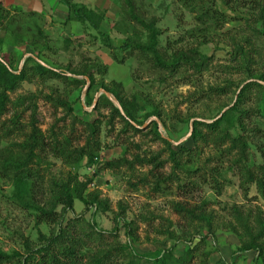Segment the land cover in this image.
Here are the masks:
<instances>
[{"label":"rangeland","instance_id":"374dc122","mask_svg":"<svg viewBox=\"0 0 264 264\" xmlns=\"http://www.w3.org/2000/svg\"><path fill=\"white\" fill-rule=\"evenodd\" d=\"M40 1L42 9L16 1L3 4L9 14L0 27V39L13 67H25L30 72L32 63H24L25 59L39 53L58 71L68 64L94 61L106 64L107 70L95 74L90 90L89 79L82 85L35 74L9 91L7 111L2 116L8 130L0 135V147L17 158L29 157L27 165L36 173L35 201L28 208L15 203L12 181L0 174V246L8 252L23 251L26 237L36 241L38 230L55 232L57 223L37 222L36 206L49 205L62 183L72 186L74 181H81L87 183L84 195H98L108 206L106 211L94 206L87 211L81 201L75 200L74 210L65 214V219L74 217L82 228L94 214L105 232L101 239L91 242L92 251L104 240L105 247L116 246L118 257L124 258L126 253L120 245L131 241L139 253L170 249L175 258L187 257V264H254L255 252H238L237 246L249 239L245 227L255 235L261 228L264 233V192L250 182L242 183L238 167L244 164L254 170L264 161V95L253 87L239 102L238 108L249 113L246 117V113H235L231 137L221 139L223 130L211 131L205 125L199 126L200 134L194 140L191 134L194 120H216L235 103L245 84L264 85V12L260 17L252 0H133L139 15L146 21L154 19L159 28L160 49L198 47L208 56L200 73L180 69L171 75L138 52L128 54L105 47L99 37L95 38L94 30L67 21V8L58 0L54 5ZM76 1L104 12L99 29L109 35L115 48L132 33V24L122 19V0ZM214 7L219 13L213 11ZM44 36L49 48H43ZM237 44L253 69L250 75L231 59ZM112 53L124 57V61L113 60ZM65 75L82 79L68 71ZM111 81L122 84L125 97L134 92L146 97L144 109L137 114L146 123L140 132L129 129L118 117L111 119L110 104L104 100L95 109L101 85L111 86ZM87 91L92 97L90 105L84 99ZM152 109L159 111V117L145 115ZM153 117L159 122L161 136L174 147L185 145V150L176 155L177 163L169 158L166 143L153 134ZM80 118L101 121L96 140L90 138L87 146L95 153L91 164L74 152L86 144L88 135ZM31 133L45 137L48 145L31 147ZM52 133L57 137V152L50 147ZM240 136L246 142L245 156L241 144L232 142ZM107 160H116L117 165L106 168ZM61 208L56 204L54 211L59 214ZM185 208L203 212L207 221L189 216ZM116 215H120V221L114 230ZM125 223H131L130 236ZM193 233L197 240L205 237L194 240L189 256L185 252ZM257 240L264 241V234Z\"/></svg>","mask_w":264,"mask_h":264},{"label":"trees","instance_id":"16d2710c","mask_svg":"<svg viewBox=\"0 0 264 264\" xmlns=\"http://www.w3.org/2000/svg\"><path fill=\"white\" fill-rule=\"evenodd\" d=\"M67 8V21H75L84 25L85 29L94 30L97 34H95V38L99 37L100 42L105 47L110 50L118 49L121 52H127L128 54H132V51L138 52L140 57L148 58L153 64H157L159 67L170 72L171 75L174 74L175 71L181 70H189L193 69L194 72L200 73L203 67L206 66L208 56L195 47L191 48H177L172 51L167 49H160L158 47V38L160 35V30L155 26L154 19L146 21L143 17L139 15L136 10V5L133 0H122V5H125L123 8L122 19L127 20L128 24L132 25V33L127 35L122 45L118 48L112 44L111 38L109 35L103 31H100V24L104 19V12L102 10L96 9L94 6H88L83 3H78L76 0H58ZM255 7H258L259 16L264 12V0H252ZM214 12L219 13L216 7L213 8ZM9 12L5 9L2 0H0V27H2L3 20ZM133 21L138 23V26L133 25ZM137 28H141L140 30ZM41 34V30L38 31ZM43 39V48H49L47 44V36H44ZM69 41V40H68ZM2 41L0 39V135L7 134V127L5 125V121L2 120V116L7 111V106L9 103V91H13L18 84L23 79L30 78L35 76V74L39 76L43 75H51L59 78L70 79L71 81L81 82L82 85L86 83L85 77L89 79L90 90L95 84V74L100 73L104 74L107 70V65L94 61L92 63H84L78 66H74L72 64H68L63 68V71L56 70L55 66H48V61L43 59L42 55L39 53L36 56H27L25 62L32 63L30 72H26L25 67L22 69H18L13 67L10 57L8 53L2 49ZM234 54L231 59L237 60L240 66L237 68L244 69L247 71V74L250 75V72H253L249 61L245 57L246 54L242 50V47L237 44L235 49L233 50ZM33 54V53H32ZM124 58V57H123ZM122 57L118 56L117 53H112V59L121 63L123 62ZM43 63H41L40 61ZM243 65V66H241ZM15 69V70H14ZM59 69V68H58ZM65 71H68L73 76L79 75L82 76L81 80L76 78H69V76L65 75ZM250 77V76H249ZM112 85L102 84L101 88L105 89L109 93H111L119 102L122 107L123 114L120 113L119 109L113 105V103L106 97L105 94H101L97 103L95 105V109L101 103V100H104L105 103L110 104L111 110V119L114 117H118L121 121H123L124 125L134 132H140V125L144 123L143 120L138 119V113L144 109L145 98L143 97L142 92H134L131 93L129 97H125L122 92V84L117 81H111ZM255 87L254 89H258L259 93L264 95V85L260 83H247L241 88L238 93L237 100L235 103L228 107L224 112L221 113V116L211 123H205L200 120L193 121V130L191 134V140L200 134V125H205L210 128L211 131H222L224 132V137H231L229 130L235 126V113L247 112L239 109V102L244 99V97L249 93V91ZM90 91H87L85 94V103L86 105H90L92 103V97L89 94ZM71 107H69V111H71ZM145 115H154L159 117V111L156 109H152L148 111ZM14 123L15 121H11ZM80 122L85 124V132H88L86 137V144L82 147L75 149V153L77 152V158L85 157L87 161L91 164L95 153L88 148V144L90 142V138L93 140L96 137V133L99 131L100 127V119L94 118L92 120L87 118H80ZM17 122H15V126ZM153 134L160 140L164 141L170 151L169 158L177 163L178 159L176 155L185 150V145L179 144L174 147L170 141L161 136V133L158 130V122L156 120H152V126L150 127ZM52 145L50 146L54 152H57L59 149L54 142L57 141V137L52 133ZM239 138V139H238ZM236 139L232 138V142L238 141L241 144V153L244 155L246 150V142L244 141V137L240 136ZM68 139V138H67ZM42 144V146L48 145L46 144V138L42 136H37L35 133L30 134L29 144L31 147H35L37 145ZM62 153V151L60 150ZM264 155V153H263ZM245 156V155H244ZM29 160L26 158H17L9 153L3 147H0V174L4 178H8L12 181L13 190H12V199L18 205H21L25 208L33 207L32 204L34 200V192L33 188H35V181L33 178L36 177V173L33 169L27 165ZM116 160H107L104 163V167L108 168L111 166H116ZM235 163H237L235 161ZM239 163V162H238ZM239 172L243 176L244 182H250V185L254 184L255 187L259 188L262 193L264 192V161L261 164H258L254 170L247 167L244 164H240ZM160 179V178H159ZM164 180L165 178H161ZM87 183L81 181H74V184L71 186L68 182L62 183L58 191H55L54 196L49 200V205L45 207L36 206L38 211L37 213V222H42L44 220H49L51 222L57 223L58 227L55 232H50L49 234H45L42 231L38 230V236L36 241H30L29 238H25L23 241V251L18 249H13L10 252L5 251L0 246V264H187V257H173L170 249H156L153 252L139 253L137 252L131 243V241H127L124 245H120L122 251L126 253L124 258H119L118 248L116 246L105 247L103 241L100 242V245H97L95 250H91V242L97 241L101 239L103 236L104 230H101L94 218V214L92 215L91 221L87 222V227H81L79 221L74 217L65 219L66 212L74 210V202L75 200H79L84 204V209L89 210L92 206L96 207L97 210L106 211L108 206L105 199H98V195H93L89 197V195H84V190L86 188ZM43 193V192H42ZM56 204H61V212L59 214L54 211V206ZM187 214L192 216L193 218L206 222V216L203 212L196 213V208H185ZM94 213V212H93ZM120 215H116L114 217L115 225L113 227L114 230L118 228L117 224L120 221ZM126 234L128 236L131 235V223H125ZM245 232L247 235H250L247 240H242L240 245L237 246L238 252H245L253 250L255 252L254 264H264V241L260 242L257 238H260L263 233V228L259 230V232L255 235L253 231L249 227H245ZM191 236L188 247L189 250L185 252L186 255L190 256V250L193 248L194 240H197L194 235ZM198 234V233H197ZM205 236H201L197 241L204 239ZM252 238V240H251ZM196 241V242H197ZM244 241V242H243ZM195 242V243H196ZM102 243V244H101ZM104 245V246H102ZM226 264V263H224Z\"/></svg>","mask_w":264,"mask_h":264},{"label":"crops","instance_id":"0c3cea01","mask_svg":"<svg viewBox=\"0 0 264 264\" xmlns=\"http://www.w3.org/2000/svg\"><path fill=\"white\" fill-rule=\"evenodd\" d=\"M16 1L18 4H23L29 6V4H33L35 8H41L42 9V2L40 0H2L3 4L9 5ZM27 1V2H26ZM51 4L54 5V3H57L56 0H48ZM54 2V3H53ZM60 3V2H59ZM25 5V6H26Z\"/></svg>","mask_w":264,"mask_h":264},{"label":"water","instance_id":"95a60500","mask_svg":"<svg viewBox=\"0 0 264 264\" xmlns=\"http://www.w3.org/2000/svg\"><path fill=\"white\" fill-rule=\"evenodd\" d=\"M40 61V60H39ZM41 63H43L42 61H40ZM85 79L88 81V78L85 77ZM101 92L104 93L109 99H111L112 101H114L116 107L120 110V112L123 114V110L120 106V104L118 103V101L112 96L111 93H109L108 91L104 90V89H101ZM153 119L155 120V118L153 117ZM157 121V120H156ZM158 122V121H157ZM146 125V123H144L142 126H139V127H144ZM158 125H159V122H158ZM190 128L192 129V126H190ZM182 140V139H181ZM179 142V141H178Z\"/></svg>","mask_w":264,"mask_h":264}]
</instances>
